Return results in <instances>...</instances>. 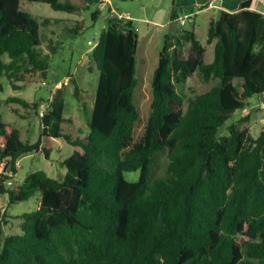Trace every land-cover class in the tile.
I'll list each match as a JSON object with an SVG mask.
<instances>
[{
	"label": "trees",
	"instance_id": "16d2710c",
	"mask_svg": "<svg viewBox=\"0 0 264 264\" xmlns=\"http://www.w3.org/2000/svg\"><path fill=\"white\" fill-rule=\"evenodd\" d=\"M23 2L76 9L60 0H0V91L2 78L19 91L24 75H47L39 30L51 22H38ZM249 3L209 22V63L194 31L165 38L151 77L149 116L135 141L138 35L118 18L107 21L89 53L98 81L90 113L83 108L84 139L62 129L60 87L40 114L33 143L0 120V197L12 205L40 194L31 212H0V264H264V128L254 136L230 123L227 137L218 134L238 113L247 111L248 121V99L264 94V14L249 10ZM196 72L204 84H215L187 97L178 90ZM5 103L29 108L19 97ZM53 139L75 148L61 162V178L40 170L6 186L20 157L42 151L49 160ZM162 153L164 173L152 177ZM135 171L136 181L124 179ZM12 220L19 233L4 234Z\"/></svg>",
	"mask_w": 264,
	"mask_h": 264
},
{
	"label": "rangeland",
	"instance_id": "374dc122",
	"mask_svg": "<svg viewBox=\"0 0 264 264\" xmlns=\"http://www.w3.org/2000/svg\"><path fill=\"white\" fill-rule=\"evenodd\" d=\"M102 1L99 4V1L94 0H60L62 3L68 2L76 7L71 13L54 11L48 5L41 3L23 2L21 4V8L30 13L38 22L44 19L51 22L46 28L39 30L40 51L49 55L46 77L42 79L34 73L24 75L23 81L17 83L24 86L19 91L12 90L6 78L1 80L0 120L17 129L21 141L33 143L38 138L41 129L40 114L44 112L47 102L59 87L65 92L66 102L63 131L72 139L85 138L88 127L83 108L88 114L90 113L98 81L97 70L89 61V53L110 18L126 21L123 18L128 16L138 35L137 86L134 102L139 112V120L134 128V141L141 137L149 116L152 99L151 77L157 66L165 38L178 37L183 30L194 31L200 43L206 48L204 62L212 61L213 46L205 43L209 15H199L193 22L186 20L180 25V23L169 20L170 0H109L107 3H102ZM95 12L98 14L92 17ZM217 18L215 17L214 20ZM50 42H52L51 46ZM68 75H71L76 82L80 91L78 97L73 96V84ZM214 84L215 81L204 84L196 72L178 91L191 97L204 93ZM8 97L23 98L29 104V108L24 109L16 104H6L5 100ZM258 98H264V94L248 99L250 105L257 103ZM34 104L38 107L35 108ZM261 105L262 103L255 109H249L248 121H243L247 111L235 115L232 120L219 128L218 134L227 137L226 126L233 123L237 128H247L252 135H257L264 128L262 121L264 120V107ZM45 141V138L42 139V149L45 147ZM50 145L49 160L45 158L42 151L26 154L18 159L17 173L10 179L13 186L20 183L29 173L40 170L53 179L61 178L65 171L61 162L71 157L75 148L61 139L51 140ZM166 163V154H158L157 167L152 177L163 175ZM138 176L139 171L124 173V179L130 182L136 181ZM39 198L40 194L36 193L28 201L8 205L6 196H2L0 197V212L7 211L10 216L31 212L37 208ZM14 233H19L16 220H12V223L4 228V234Z\"/></svg>",
	"mask_w": 264,
	"mask_h": 264
},
{
	"label": "crops",
	"instance_id": "0c3cea01",
	"mask_svg": "<svg viewBox=\"0 0 264 264\" xmlns=\"http://www.w3.org/2000/svg\"><path fill=\"white\" fill-rule=\"evenodd\" d=\"M94 1L101 2V0ZM246 1L250 2L249 10L257 12L259 14H264V0H170L171 3L169 8V20L175 23H180L181 25L183 24L181 23L182 20H184V22L186 20H188L189 22H193V20L197 19L199 15H209L207 21L208 26L210 21L214 20L215 17H218L220 11H238L240 10V5ZM103 2L107 3L109 2V0H103L102 3ZM129 21L134 26L132 20ZM153 23L156 24V22ZM263 102L264 98H258V102L254 103L249 109H255V107H258V105Z\"/></svg>",
	"mask_w": 264,
	"mask_h": 264
},
{
	"label": "built area",
	"instance_id": "2783aa9c",
	"mask_svg": "<svg viewBox=\"0 0 264 264\" xmlns=\"http://www.w3.org/2000/svg\"><path fill=\"white\" fill-rule=\"evenodd\" d=\"M101 3V2H100ZM104 3V2H103ZM123 19H125L126 21L129 19L128 18V16H126L125 18H123ZM181 23H184V20H182V22ZM262 107H264V104L262 103V105H261ZM263 121V123H264V120H262ZM12 184V182L11 181H9L8 183H7V185L8 186H10Z\"/></svg>",
	"mask_w": 264,
	"mask_h": 264
},
{
	"label": "clouds",
	"instance_id": "9594fccd",
	"mask_svg": "<svg viewBox=\"0 0 264 264\" xmlns=\"http://www.w3.org/2000/svg\"><path fill=\"white\" fill-rule=\"evenodd\" d=\"M100 3V2H99Z\"/></svg>",
	"mask_w": 264,
	"mask_h": 264
}]
</instances>
